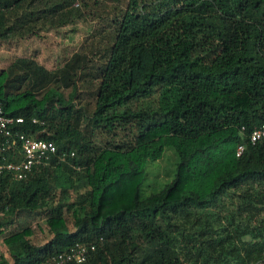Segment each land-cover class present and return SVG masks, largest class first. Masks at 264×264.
<instances>
[{
  "label": "trees",
  "instance_id": "16d2710c",
  "mask_svg": "<svg viewBox=\"0 0 264 264\" xmlns=\"http://www.w3.org/2000/svg\"><path fill=\"white\" fill-rule=\"evenodd\" d=\"M106 3L116 13L93 70L85 46L52 68L26 55L0 68L4 112L57 148L23 178L0 173V241L10 257L0 254V264H40L77 241L95 247L74 264L261 259L264 141L247 134L264 121V0H0V34L87 18L85 6ZM80 79L93 87L91 103ZM165 147L178 155L174 177L149 197L146 166ZM242 185L224 222L214 207ZM33 217L46 224L38 241Z\"/></svg>",
  "mask_w": 264,
  "mask_h": 264
},
{
  "label": "rangeland",
  "instance_id": "374dc122",
  "mask_svg": "<svg viewBox=\"0 0 264 264\" xmlns=\"http://www.w3.org/2000/svg\"><path fill=\"white\" fill-rule=\"evenodd\" d=\"M84 9L88 12L87 18L74 17L69 21L56 25L38 22L39 24L32 30H26L24 33L12 30L10 26L5 27V30L0 34V68L19 55L33 56L45 66L52 68L62 64L74 50L85 46L92 63L89 65V67L91 66L89 71L93 70L95 64L101 61L102 53L110 40L111 17L116 11L112 9L110 3L90 4L85 6ZM85 76L89 77V75ZM92 89L93 87L90 86L88 81L81 79L78 81V92L80 96H83L82 102L87 100L90 103L92 102ZM61 90L64 96H67L70 91L69 88H62ZM177 160L178 155L174 150L171 147H165L158 159L149 161L146 166L142 193L149 197L159 195L166 184L173 179ZM254 185L258 188V185ZM246 187L248 185H242L240 190L222 195L214 207V210L220 213L224 222L232 214L231 211L236 208L240 199L239 194ZM237 213L239 215L238 211ZM240 218L241 224H246L247 218L239 215L238 219ZM30 224L36 231L34 241H38V237L47 234L46 224L42 217H33ZM251 224L253 225V222ZM0 254L8 259L10 258L1 241Z\"/></svg>",
  "mask_w": 264,
  "mask_h": 264
},
{
  "label": "built area",
  "instance_id": "2783aa9c",
  "mask_svg": "<svg viewBox=\"0 0 264 264\" xmlns=\"http://www.w3.org/2000/svg\"><path fill=\"white\" fill-rule=\"evenodd\" d=\"M40 121L38 117H32V122ZM24 117L21 115H9L4 112L0 102V152L12 151L11 159L3 156L0 161V173L13 172L16 178H23L36 165H47L56 153V145L53 140L41 137H33L27 134L21 127ZM244 132V126L240 129ZM248 141H264V121L253 128L248 134ZM244 149V143L240 142L235 148V154L239 155ZM95 247L92 241L75 242L67 251H61L40 264H74L86 259L88 252ZM252 264H264V256Z\"/></svg>",
  "mask_w": 264,
  "mask_h": 264
}]
</instances>
